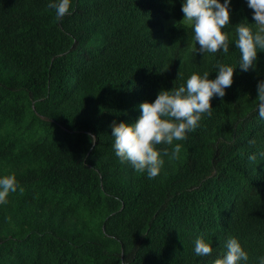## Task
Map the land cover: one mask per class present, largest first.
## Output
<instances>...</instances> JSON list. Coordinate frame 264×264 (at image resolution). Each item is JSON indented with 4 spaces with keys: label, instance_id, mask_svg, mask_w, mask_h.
I'll use <instances>...</instances> for the list:
<instances>
[{
    "label": "trees",
    "instance_id": "obj_1",
    "mask_svg": "<svg viewBox=\"0 0 264 264\" xmlns=\"http://www.w3.org/2000/svg\"><path fill=\"white\" fill-rule=\"evenodd\" d=\"M183 2L71 0L57 19L49 0H0V177L18 185L0 204V264H213L230 237L248 253L240 264H260L264 51L244 72L234 43L253 10L231 0L229 52L203 54ZM218 63L236 67L231 87L185 140L156 146L159 175L116 156L113 121L135 122L192 73L215 79ZM200 236L210 256H196Z\"/></svg>",
    "mask_w": 264,
    "mask_h": 264
},
{
    "label": "clouds",
    "instance_id": "obj_2",
    "mask_svg": "<svg viewBox=\"0 0 264 264\" xmlns=\"http://www.w3.org/2000/svg\"><path fill=\"white\" fill-rule=\"evenodd\" d=\"M230 4L231 0H224L223 3L221 0H184L181 8L184 17L180 22L192 29V39L199 45V52H229V35L222 29L230 24ZM247 4L253 10L254 23L241 22L234 29V43L240 54L238 66L244 72L255 69L258 52L264 51V0H247ZM70 6L71 0H49L47 5L55 10L57 19L67 15ZM235 68L218 63L215 79H209V72H204L202 76L192 73L185 85L161 90L154 102H142L138 106L141 114L135 122L113 121L111 136L116 156L122 162H129L136 172H146L149 179L155 178L164 164L161 151L156 146L173 145L174 141L185 140L188 132L199 127L204 114L210 117L212 98L224 97L225 89L233 83ZM257 92L258 114L264 120V80L258 83ZM89 136L94 142L95 137L92 134ZM249 144L255 145V140H250ZM180 151L181 145L176 143L171 157H178ZM163 154H169L167 148L163 149ZM256 159L255 154L249 156L250 161L255 162ZM17 186L14 174L0 177V204L7 203L9 193L15 192ZM194 244L196 256L212 254V246L203 236L197 237ZM248 259V253L238 239L230 237L226 241V252L213 264H240ZM260 264H264V257L260 259Z\"/></svg>",
    "mask_w": 264,
    "mask_h": 264
}]
</instances>
